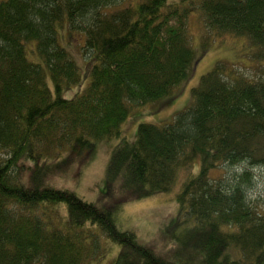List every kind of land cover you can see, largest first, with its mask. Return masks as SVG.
Listing matches in <instances>:
<instances>
[{
  "label": "trees",
  "instance_id": "1",
  "mask_svg": "<svg viewBox=\"0 0 264 264\" xmlns=\"http://www.w3.org/2000/svg\"><path fill=\"white\" fill-rule=\"evenodd\" d=\"M195 12L204 30L199 50L189 29ZM67 25L85 32L84 52L94 60L91 83L74 97L66 91L82 73L60 41ZM231 36L247 37L251 58L264 61V0H0V264H91L94 226L120 246L112 264H264L256 197L264 180L263 65L250 79L217 61L172 123H140L134 143L123 136L132 109L171 97L213 43ZM116 139L106 181L119 184L123 201L172 192L184 179L176 225L187 226L172 233L163 255L122 230L106 204L45 181L92 162L98 142ZM223 166L232 173L213 178ZM34 170L44 180L27 179Z\"/></svg>",
  "mask_w": 264,
  "mask_h": 264
},
{
  "label": "rangeland",
  "instance_id": "2",
  "mask_svg": "<svg viewBox=\"0 0 264 264\" xmlns=\"http://www.w3.org/2000/svg\"><path fill=\"white\" fill-rule=\"evenodd\" d=\"M180 0H169V3H178ZM67 27L64 37L60 38L61 44L68 49L74 60L80 67L82 73V83L66 91L67 97H74L82 94L91 83V69L94 60L85 54L86 34L83 31L71 30ZM189 29L194 38V44L198 50L201 48L200 42L204 32L202 23L197 12L193 13L189 19ZM63 35V29H61ZM61 35V37H62ZM221 43L216 40L210 51L198 61L193 67L191 76L182 85L176 88L171 97L162 98L154 103L135 107L123 125V136L128 141H136L137 129L140 123H151L155 125H165L173 122L177 113L185 110L192 102V90L198 86L203 75L214 68L217 61H225L231 66H235L239 73L247 75L250 79L255 76L254 69L262 63H255L251 58L249 41L245 36L226 37ZM63 39L65 42H63ZM47 82L53 89V83L49 72H47ZM120 140L102 141L96 144L95 159L82 167L78 163L71 164L62 174H55L47 177L45 181L51 180L58 187L69 188L78 193L80 197L89 202L106 204L110 207L117 218L118 226L124 230L134 233L137 239L150 247L158 254H165L169 249L171 241L176 240L172 236L182 234L186 224L176 225L181 221L180 203L177 201L176 193L181 189L184 179H180L176 188L172 192H159L153 196L140 200L123 201L124 190L118 183H108L107 166L111 151ZM118 145V144H117ZM63 158V157H62ZM199 163L196 164V168ZM213 169L211 176L216 178L225 171L232 170L227 166ZM196 172V169L194 170ZM27 179L34 181L44 180L43 170L30 171L25 174ZM33 176V178L31 177ZM35 178V179H34ZM264 189V180L256 191L259 197V205L264 209V194H260ZM255 197V196H254ZM58 218L66 216L65 210L57 212ZM94 236H99L98 248L94 253L91 264H112V259L120 249L119 245L114 244L101 235L97 226L92 228ZM165 230L170 240L161 236L160 231ZM169 241V242H168Z\"/></svg>",
  "mask_w": 264,
  "mask_h": 264
}]
</instances>
